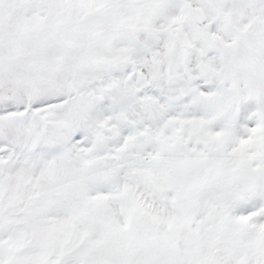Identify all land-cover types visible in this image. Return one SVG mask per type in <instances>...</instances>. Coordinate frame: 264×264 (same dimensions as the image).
Listing matches in <instances>:
<instances>
[{"label":"snow or ice","instance_id":"snow-or-ice-1","mask_svg":"<svg viewBox=\"0 0 264 264\" xmlns=\"http://www.w3.org/2000/svg\"><path fill=\"white\" fill-rule=\"evenodd\" d=\"M0 264H264V0H0Z\"/></svg>","mask_w":264,"mask_h":264}]
</instances>
